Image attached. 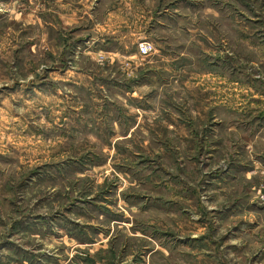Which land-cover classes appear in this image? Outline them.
<instances>
[{
  "label": "rangeland",
  "instance_id": "1",
  "mask_svg": "<svg viewBox=\"0 0 264 264\" xmlns=\"http://www.w3.org/2000/svg\"><path fill=\"white\" fill-rule=\"evenodd\" d=\"M119 4L0 0V264H264V0H125L135 57L83 39Z\"/></svg>",
  "mask_w": 264,
  "mask_h": 264
},
{
  "label": "crops",
  "instance_id": "2",
  "mask_svg": "<svg viewBox=\"0 0 264 264\" xmlns=\"http://www.w3.org/2000/svg\"><path fill=\"white\" fill-rule=\"evenodd\" d=\"M102 1L103 0H57L61 7H69V16L74 15L72 18H66V16L61 18L58 17L57 29L58 22L61 28H65V24L73 25L77 23L78 18H75V16L78 13L77 8L79 6L82 8L85 7V9L90 7V10H92L95 5L101 4ZM124 1L125 0H122V4L108 9L105 17L100 20L96 18H87V24L81 28L83 32V39H91L95 42V44H97L98 50L96 52L101 51L118 57L125 54L135 57L134 54L136 53L134 52V49L138 46L139 42L141 40L152 41L154 38L150 34L151 32H142L141 25L144 21H146L147 18H142L139 16L138 18H129L130 14H134L136 12V4L130 8H124ZM146 22H149L150 24L147 30L159 29L161 26L160 19L155 16L153 12H151V17L148 18ZM154 45L156 47L155 42ZM159 52L160 51L157 49L156 52L149 58H152L156 54L158 55ZM164 67H167V65H164ZM97 77H99L97 74L79 70L73 65H64L60 67L57 66V80L62 82L71 83L74 85H82V82L86 81V85H89L93 81H96ZM105 81H109L110 84V82L116 83L119 80L116 81L115 79H110ZM119 85L122 86V83L119 82ZM135 92L133 93L134 101L140 99V97H138Z\"/></svg>",
  "mask_w": 264,
  "mask_h": 264
},
{
  "label": "built area",
  "instance_id": "3",
  "mask_svg": "<svg viewBox=\"0 0 264 264\" xmlns=\"http://www.w3.org/2000/svg\"><path fill=\"white\" fill-rule=\"evenodd\" d=\"M155 45L150 41H144L140 44V53L143 57H150L155 53Z\"/></svg>",
  "mask_w": 264,
  "mask_h": 264
}]
</instances>
